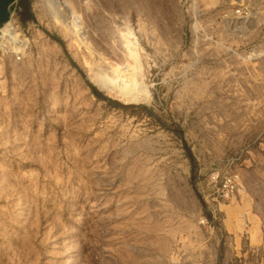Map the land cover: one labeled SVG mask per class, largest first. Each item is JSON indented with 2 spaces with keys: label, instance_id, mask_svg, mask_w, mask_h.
I'll return each instance as SVG.
<instances>
[{
  "label": "rangeland",
  "instance_id": "rangeland-1",
  "mask_svg": "<svg viewBox=\"0 0 264 264\" xmlns=\"http://www.w3.org/2000/svg\"><path fill=\"white\" fill-rule=\"evenodd\" d=\"M0 264H264V0H13Z\"/></svg>",
  "mask_w": 264,
  "mask_h": 264
},
{
  "label": "bare ground",
  "instance_id": "bare-ground-1",
  "mask_svg": "<svg viewBox=\"0 0 264 264\" xmlns=\"http://www.w3.org/2000/svg\"><path fill=\"white\" fill-rule=\"evenodd\" d=\"M54 13V12H53ZM58 13H55L54 14V17L60 22V23H62V20L61 19H58ZM60 17H61V15H60ZM10 31V27L8 26V29H6V31H3V33L5 34V33H7L8 31ZM10 34H12V31L10 32ZM7 36V35H6ZM9 37H11V35H9V36H7L6 37V39L7 38H9ZM2 40H3V38H2ZM8 40V39H7ZM7 45V44H6ZM3 47H5V45L3 46ZM2 48V47H1ZM16 49H14V50H9V51H11L12 52V54L10 55L11 57H12V59L14 60V62H17V64H18V62H20L21 61V54H20V52H17V51H15ZM5 52H6V55L8 56V53H7V50L5 49L4 50ZM5 55V54H4ZM15 55H16V57H15ZM19 56V57H18ZM111 77V76H110ZM108 75H102L101 77H95V78H93V80H94V82L98 85V87L100 88V89H102V90H104V91H106V93H108V94H110V93H112L113 91H112V89L114 90V88H113V84H111L112 83V80L113 79H111ZM120 82V81H119ZM115 89H117V90H115V92H116V97H119L120 99H127V98H129V97H131L132 99H136V98H139V95L138 96H133V95H135V94H133V93H131V91H128V90H124V89H122V88H115ZM141 91V90H140ZM139 91V92H140ZM136 93H138V92H136ZM142 95V94H141ZM146 97V99H148V97L147 96H145ZM142 99H143V95H142V97H141Z\"/></svg>",
  "mask_w": 264,
  "mask_h": 264
},
{
  "label": "built area",
  "instance_id": "built-area-1",
  "mask_svg": "<svg viewBox=\"0 0 264 264\" xmlns=\"http://www.w3.org/2000/svg\"><path fill=\"white\" fill-rule=\"evenodd\" d=\"M217 194L223 200L231 199L238 191L239 176L235 173H226L220 176L219 173L212 172L209 176Z\"/></svg>",
  "mask_w": 264,
  "mask_h": 264
},
{
  "label": "water",
  "instance_id": "water-1",
  "mask_svg": "<svg viewBox=\"0 0 264 264\" xmlns=\"http://www.w3.org/2000/svg\"><path fill=\"white\" fill-rule=\"evenodd\" d=\"M13 0H0V22H4L8 18V13L6 12V5L11 3ZM3 2V4H2Z\"/></svg>",
  "mask_w": 264,
  "mask_h": 264
},
{
  "label": "flooded vegetation",
  "instance_id": "flooded-vegetation-1",
  "mask_svg": "<svg viewBox=\"0 0 264 264\" xmlns=\"http://www.w3.org/2000/svg\"><path fill=\"white\" fill-rule=\"evenodd\" d=\"M2 4H3V2H2ZM9 5H10V3H8L5 7H6V12L8 13V9H9ZM1 16V15H0Z\"/></svg>",
  "mask_w": 264,
  "mask_h": 264
}]
</instances>
